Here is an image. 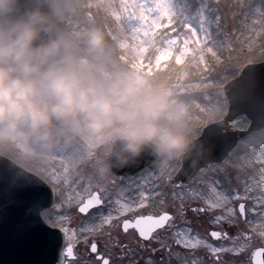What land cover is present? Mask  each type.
<instances>
[{"label":"clouds","instance_id":"1","mask_svg":"<svg viewBox=\"0 0 264 264\" xmlns=\"http://www.w3.org/2000/svg\"><path fill=\"white\" fill-rule=\"evenodd\" d=\"M85 147L100 180L145 155L179 165L194 150L188 110L120 59L85 0H0V150L47 160Z\"/></svg>","mask_w":264,"mask_h":264},{"label":"rangeland","instance_id":"2","mask_svg":"<svg viewBox=\"0 0 264 264\" xmlns=\"http://www.w3.org/2000/svg\"><path fill=\"white\" fill-rule=\"evenodd\" d=\"M85 3L89 17L96 25L104 29L107 37L118 48L120 59L135 70L163 80L172 89L174 97L186 106L193 142L202 134L204 127L224 119L229 111L230 102L225 85L240 75L244 66L264 61V18L260 17V12H264V0H186V2L185 0H165L175 21V28L187 31L188 26L191 25L192 29L198 32L201 40L205 36L208 37L211 46L217 48L218 56L201 53L195 50L194 46L192 55H186L183 58L170 55L165 58L166 62L163 64L152 62L151 58L155 54L151 49L146 55L140 54L132 39L133 34L129 26L118 19L120 0H85ZM216 16L221 19L216 21ZM74 26L69 24V27ZM158 31L163 33L165 29ZM161 56L163 58V54ZM145 64L150 65L147 70ZM236 117L239 119L230 121L232 125L229 128H232V131L245 128L251 122L244 114ZM256 131L259 132L247 133V136L251 134L249 137H239L237 144L229 151L228 155L231 156L234 167L225 166L224 158L219 162L209 161L208 165L213 167L203 166L205 171L202 179L198 178L199 168L187 183L185 181L186 187L190 186L196 191L204 192L209 197L213 196L217 188L227 193H233L235 190L243 192L245 183L255 189L259 177L258 169L261 165L256 162L251 148L259 146L264 141V128ZM87 154L85 147L75 155L59 151L54 158L37 160L26 156L21 149L0 150V155L37 176L50 188L53 202L49 218L46 220L63 235L60 264H102V261L96 260L97 254L108 258L111 264H148L146 259L148 257L159 261L166 253L163 251L153 253L152 248L156 247L154 241L140 240L138 233L133 229H129L128 232L123 230L122 220L133 218L141 211L140 209H133L114 219V225L121 226L105 225L104 234L93 238L92 232L97 231L95 226L99 224L102 216H93L90 213L85 217L78 213L76 204L79 197H74L72 203H68L66 197L70 194L74 195V192H69L70 184L66 181L71 182L74 190L78 187L83 192L88 178L91 177L93 185H103L113 201L119 200L127 204L139 200V192H151L153 194L147 201L148 206L151 207L161 199L172 203L173 192L177 191L172 187V183L179 180L173 176L178 173L181 166L175 165L176 170L171 172V181L168 180V170L161 168L153 161L129 176L115 172L107 179L100 180L92 172ZM76 165H80V168L72 167ZM65 167L69 168L67 173L64 171ZM81 180L83 182L78 183ZM189 181H191L190 185ZM213 182H216L215 187ZM92 190L95 191V187ZM251 194L257 195L258 192L253 191ZM183 200L195 206V198H190L188 192H185ZM241 202L254 203L251 200ZM175 203L179 204L180 201L176 200ZM114 206L106 200L104 211ZM92 211L95 212V209ZM184 219L199 228L201 233H204L206 229L211 231L209 225H201L198 222L196 214L190 209L186 211ZM200 219L203 217L201 216ZM249 219L258 220V217L249 212L246 217L239 218V227L241 229L249 227L246 223ZM176 223L178 226H183L182 220H177ZM256 227L259 228L260 224L257 223ZM85 238L89 241L87 245L84 243ZM169 240L170 238H166V241ZM92 242L97 245V253L91 252ZM69 244L74 248L73 257L66 253ZM119 245H127L134 250L135 254L125 253L121 258ZM252 245L259 247L258 241L246 242L241 238L228 246L243 252L251 259L250 252L256 250V247ZM172 247L175 251L174 244Z\"/></svg>","mask_w":264,"mask_h":264},{"label":"snow or ice","instance_id":"3","mask_svg":"<svg viewBox=\"0 0 264 264\" xmlns=\"http://www.w3.org/2000/svg\"><path fill=\"white\" fill-rule=\"evenodd\" d=\"M186 2V0H185ZM260 17L264 18V12H260ZM118 19L125 22L132 32V39L138 51L142 55H146L151 49L154 51V56L151 58L153 63L166 62L167 57H185L192 55L195 50L201 53H211L218 56L217 48L211 46L207 36L201 40L197 31H194L191 25L187 31H181L174 26V19L166 6L165 0H120V8ZM221 17L216 16V21ZM159 29H165L163 33ZM163 54V58L161 56ZM203 59V55L201 56ZM150 65L145 64V69ZM210 151H206L200 161L204 162L213 154L212 145L207 143ZM252 155L255 156L256 162L261 167L258 169L259 177L256 188H250L247 183L244 184L243 192L235 190L233 193L222 192L216 189L213 196L209 197L204 192H199L186 187L183 179L173 182L172 187L177 191L173 192V201L169 203L165 199L159 200L156 204L148 206V199L153 194L151 192H139L140 199L131 204L121 203L119 200L113 201L108 195V190L100 184L93 185L91 177L88 178L83 192L78 187L73 188L70 181V194L66 197L68 203H72L74 197H79L76 204L78 213L87 217L90 213L93 216L100 215L102 219L96 225L97 231H93L92 235L104 234L105 225L109 227H119L120 224L113 223L114 219H118L125 213L133 209H140L133 218H125L122 220V227L125 232L129 229L135 230L138 233L140 240L154 241L156 247L152 248V252L163 251L166 253L159 261H154L152 257H148V264H264V141L257 147L251 148ZM259 153V155H257ZM223 163L225 166H233L231 156L226 155ZM184 162L179 164L181 167ZM80 168V165L72 166ZM206 167H213L206 165ZM168 180L171 181V172L175 171V166H167ZM196 162L189 159L187 169L182 173L183 176H188L195 171ZM65 173L69 171L68 167L64 169ZM205 167L199 169V179L203 178ZM83 182L78 181V183ZM189 185L191 181L188 182ZM213 182V187H215ZM95 187V191H93ZM159 187V186H158ZM253 191L258 192L257 195H252ZM185 192L189 193L190 198H195V206L185 203L183 200ZM109 204H114V207L104 211L105 201ZM179 200L180 203H175ZM254 201L252 204H246L241 201ZM229 205H231L229 207ZM95 209V212L92 210ZM191 210L197 216L198 222L203 225L207 224L211 227V231L205 230L201 233L199 228L194 227L184 219L186 211ZM251 212L257 219L246 220L249 227L241 229L239 227V218L246 217ZM50 209H44L41 216L45 219L49 218ZM203 219H200V217ZM182 220L183 226H178L176 221ZM257 223L260 227L257 228ZM83 227V226H82ZM65 232L67 230H64ZM75 231V229H73ZM109 237L111 234L109 233ZM166 238H170L166 241ZM243 238L246 242L258 241L259 247L255 251L250 252L249 259L243 252L229 247L230 243L238 242ZM88 239L85 238L84 243L88 244ZM175 245L176 250L173 251L172 245ZM121 249V258L125 253L134 255V250L127 245H119ZM67 255L74 254V248L71 244L68 245ZM91 252L97 253V245L91 243ZM259 258V259H257ZM97 261H102V264H111V261L101 254H97Z\"/></svg>","mask_w":264,"mask_h":264},{"label":"water","instance_id":"4","mask_svg":"<svg viewBox=\"0 0 264 264\" xmlns=\"http://www.w3.org/2000/svg\"><path fill=\"white\" fill-rule=\"evenodd\" d=\"M225 88L230 102L228 119L244 114L251 121L252 131L263 129L264 61L244 66ZM230 125L226 119H220L204 127L202 134L194 139V150L190 153V159L196 162L195 171L182 175L189 164L186 159L173 177L187 183L209 161L219 162L228 155L239 137L248 133L232 131ZM206 142L212 145L213 154L201 162L200 157L210 151ZM152 161L151 156L145 155L116 173L129 176ZM52 202L53 194L44 181L0 155V264H60L62 232L40 213L43 209L52 210Z\"/></svg>","mask_w":264,"mask_h":264},{"label":"trees","instance_id":"5","mask_svg":"<svg viewBox=\"0 0 264 264\" xmlns=\"http://www.w3.org/2000/svg\"><path fill=\"white\" fill-rule=\"evenodd\" d=\"M230 111V110H229ZM229 111L227 112V114L225 115V117H224V119H226L227 121H232L233 119H239V117H233V118H231L230 120L228 119V116H229ZM241 117V116H240ZM240 132H242V133H245V132H252V130H251V122L248 124V126L247 127H245V128H241L240 129ZM255 132H259V131H255ZM249 136L251 135V134H248ZM249 136H247V135H245L244 136V138H246V137H249Z\"/></svg>","mask_w":264,"mask_h":264},{"label":"bare ground","instance_id":"6","mask_svg":"<svg viewBox=\"0 0 264 264\" xmlns=\"http://www.w3.org/2000/svg\"><path fill=\"white\" fill-rule=\"evenodd\" d=\"M61 258H62V253H61V251H60L59 261L61 260Z\"/></svg>","mask_w":264,"mask_h":264}]
</instances>
